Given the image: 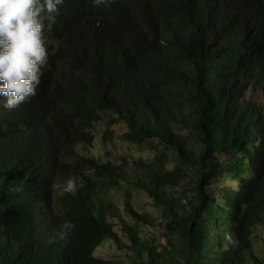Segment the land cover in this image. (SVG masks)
I'll return each mask as SVG.
<instances>
[{"label": "clouds", "instance_id": "9594fccd", "mask_svg": "<svg viewBox=\"0 0 264 264\" xmlns=\"http://www.w3.org/2000/svg\"><path fill=\"white\" fill-rule=\"evenodd\" d=\"M69 1V10H65ZM257 16H263L257 0H0V184L6 197L21 207L24 213H20L33 222L20 229L6 216L2 221L0 217V253L20 245L32 248L37 244L41 245L45 256H56L67 249L70 253L77 250L80 245L71 237L75 225L70 222L66 198L98 199L105 205L99 209L95 204L86 214L90 218H103L102 224H93L92 233L96 231L97 235L89 264H135L134 251L143 255V259L149 253L161 254L167 244L166 226L172 216L182 215L179 204L170 206L155 191L148 193L141 186L144 182L149 186L144 168L153 165L161 153L169 151L157 147L149 149L150 159L140 157L119 162H115L111 151L106 149L102 154H93L101 145L96 142L98 138L107 140L108 145L113 137L116 126L109 127L108 122L117 116L108 110H99V120H92L91 127L82 130L84 134L90 133L91 146L84 145L79 131L76 137L65 133L63 124L68 123L69 117L63 101L56 96L60 90L73 87L77 79L91 88L108 83L116 89L134 84L144 95L150 90L154 110L176 100L171 114L180 125L196 111V105H190V96L184 89L201 79L205 86L202 108L204 104L217 103L224 126L232 134L239 132L238 137L230 139L229 146L222 143L221 136L220 148H252L245 150V175L240 181L247 180L253 189L264 176V133L256 134L264 126V106L257 103L256 98H246V94L257 92L264 99L263 85L245 79L239 91L224 90L219 80L233 83L256 69L261 43L254 40V34H262L255 32L252 25ZM243 24H249V29ZM227 45L240 48L230 49L218 59L205 52ZM217 68H222L221 79ZM151 70L156 73L157 83L148 81ZM166 78L174 81L170 85L175 89L162 83ZM179 89L184 101L176 93ZM253 109L260 113L262 126L258 125L257 131L252 126L251 139L244 143L243 120ZM131 114L136 115L135 119L147 116L148 112ZM145 122L153 123V119ZM71 123L76 122L71 119ZM100 123L105 127L101 136L95 133ZM122 125L125 133V125ZM42 140L51 144L44 170L38 167L41 151L30 152L36 146L33 143H42ZM190 144L195 145V142ZM217 144L219 146L218 140ZM70 145H76V152L85 159L93 160L99 173L88 166H78L62 172L64 177H59L52 160L58 161L62 149ZM107 154L114 162L111 176H105L108 170L100 167L105 164ZM230 158L225 154L222 164ZM68 162L74 167L76 155L70 154ZM22 165V175L10 172ZM79 167L86 180L76 182ZM118 167L123 170L121 175L125 180ZM7 171L17 178L4 176ZM223 186L229 188L226 183ZM235 189L236 182L231 190ZM133 192L145 194L149 205L140 207L132 203L130 194ZM210 193L211 190L204 187L200 199L187 196L182 199L197 207L199 221L207 219L206 197ZM217 197L218 193L213 191L209 199ZM83 200L82 203L90 204ZM180 205L185 203L181 201ZM150 207L153 216L147 213ZM258 228L253 230L251 252L246 258L252 255L256 258L252 243ZM6 231L8 238L3 236ZM84 233L90 238L89 231ZM162 235L164 243L159 238ZM84 239L82 236L81 243ZM225 241L222 249L225 252L238 246L232 234L226 233ZM101 248H106L109 255H98L96 251ZM85 250L82 247L81 252ZM67 259V264H76L70 255Z\"/></svg>", "mask_w": 264, "mask_h": 264}, {"label": "trees", "instance_id": "16d2710c", "mask_svg": "<svg viewBox=\"0 0 264 264\" xmlns=\"http://www.w3.org/2000/svg\"><path fill=\"white\" fill-rule=\"evenodd\" d=\"M257 2L262 7L263 16H257L252 20L255 32L262 33L261 36L254 34V40L261 43L256 69L252 74L245 73V77L233 83L219 80L221 89L235 88L239 91L241 81L246 79L253 81L256 85H263L264 90V0H257ZM70 4L71 1L68 2L65 10H69ZM243 25L246 29L250 27L249 24ZM213 48L206 49L205 52L216 55V59H218V56L226 55L230 49H238L240 46L233 45L230 47L227 45ZM217 69L221 79L222 68ZM148 81L157 83L158 78L154 70L150 71ZM75 82L73 87L60 90L56 96L63 101V107L67 110V117H69L68 123L63 124L65 133H70L76 137L79 131L81 133L80 139H83L84 145L91 146L90 133L84 134L82 130L91 127L92 120H99L97 119L99 110H108L117 116L109 120L108 126L124 124L126 132L121 137L118 136V139L125 142L129 147L141 149L145 148V145L150 146L152 143L150 147L146 148L161 147L164 151H169L166 154L161 153L153 165L144 168L147 172L145 175L149 186L145 182L141 186L148 193L155 191L170 206L179 204V208L183 209L182 215L181 217L172 216L171 221L166 226L167 244L162 248L161 254L149 253L143 259V255L134 251L137 255L133 258L135 264H264V260H257L253 255L246 258L247 253L251 252L253 230L256 227L264 228V176L253 189L247 180L240 181L245 175V150L248 152L252 148L249 146L246 149L222 150L220 148L222 146L221 136L222 143L229 146L230 139L238 137L239 132L232 134L224 126L223 121L221 122V112L217 103L214 105L211 103L213 108L208 104H204L202 108L200 103L204 97L205 86L201 79L190 83L188 89H184L185 93L190 96L188 98L190 105H196L194 115L190 116L184 125H180L179 121L173 119L171 114L174 104L177 103L176 100L169 104L160 105L158 107L160 112H158V110L152 109L151 91L148 90V94L144 95L134 84L116 89L108 83L98 88H91L81 79H77ZM162 83L168 85L172 90L175 89L174 86L170 85L174 84V81L168 78ZM176 93L182 97V89ZM182 98L184 101V97ZM133 112L143 114L148 112V115L134 119L136 115L131 114ZM71 119L75 120L76 123L72 124ZM139 119L144 122H136ZM149 119H153V123L145 122ZM243 121V138L245 139L244 143H247L251 139H249L250 128L253 126L257 131L258 125L262 126V119L260 113H256L253 109ZM258 133H264V126L256 134ZM112 138L108 142L110 151ZM192 141L195 142L194 146L190 145ZM35 144L36 146H33L30 152L41 151L40 155L42 156L39 159L38 167L44 170L47 166L48 147L51 144L47 140H42V143H33V145ZM75 147L76 145L64 147L58 161L52 160L57 175L64 177L62 172L71 171L78 166H88L94 169L95 173H99L96 163L79 155ZM70 154L77 157L74 167L68 162ZM225 154L231 158L222 164V158L225 157ZM262 155L264 158V149ZM120 161H125V159ZM170 161H173L174 164L172 169L167 171L165 167L169 165ZM112 162L109 154H107L105 164L100 165V167H106L108 170L105 176L113 175L114 162ZM118 171L120 175L123 172L121 167H118ZM10 172L14 175H22L24 173L23 165L19 168H12ZM4 176L17 178L8 171L5 172ZM75 176L76 182L86 180L82 167H79ZM121 177L125 180L122 175ZM66 178L68 179L67 176ZM235 182L236 189L233 191L231 188ZM224 183L229 185V188H225ZM180 186L183 188L181 189ZM204 187L211 190V193L206 197L209 202L208 216L206 220L199 221L197 212H195L197 207H194L190 201L186 202L182 199L186 196L188 199L189 197L200 199L203 196L202 189ZM170 190L172 193H168ZM213 191L218 193L217 199H209L212 197ZM82 200L79 198L65 199L68 215L71 216L70 222L75 225L71 237L80 245L77 250L70 253L67 249V252L56 256H45L40 244L33 245L32 248L20 245L18 248H12L9 252L0 253V264H67L69 261L67 255L73 257L76 264H89L91 247H93L97 235L96 231L92 233V229L95 225L102 224L103 218L101 216L90 218L86 214L94 209L95 204L98 205L99 209H103L105 205L98 199H84L83 201H88L89 205L82 203ZM181 201L185 203L184 206L180 205ZM20 212L24 213V210L6 197L4 187L0 184L1 221L6 216L13 226H18L20 229L27 224H33ZM51 213L53 216V212ZM94 223L95 225H93ZM86 231H89L90 238L84 233ZM226 233L232 234L238 241V246L230 248L227 252L222 250L226 243ZM3 236L8 238V231ZM82 236L86 238L83 243H81ZM0 239L2 238L0 237ZM82 247L84 250L87 248L84 253L81 252Z\"/></svg>", "mask_w": 264, "mask_h": 264}, {"label": "rangeland", "instance_id": "374dc122", "mask_svg": "<svg viewBox=\"0 0 264 264\" xmlns=\"http://www.w3.org/2000/svg\"><path fill=\"white\" fill-rule=\"evenodd\" d=\"M246 98L250 99V100H254V98H256V102L259 104H262L264 106V99L262 98V96L257 93V92H248L246 94ZM105 123V119L102 121ZM104 123H100L99 126H97V128L95 129V133L98 135H102L103 131L105 129V127L103 126ZM114 133H113V138L114 140L111 143V157L112 159L117 162L120 161L122 159L131 161L132 158L133 159H138V158H145V159H150L152 157V152L146 148V147H150L152 145H145V148H141V149H136V148H131L129 147L125 142H122L120 139H118V136L121 137V135L123 134V125L120 124L116 127H114ZM107 140L103 141L102 138H98L96 140V142L101 143V145L95 149L92 153L93 154H102L103 150L106 149L108 150V152L110 151V146L107 145ZM146 143V144H148ZM191 146H194L193 144H190ZM159 149V147H158ZM91 155V153H90ZM174 162L170 161L169 162V166L167 167V170H171V166H173ZM13 181V179H11ZM148 200V197L141 192H133L130 194V201L132 203H134L137 206L140 207H146L149 205L148 202H146ZM147 213L151 214L153 216V210L150 208L147 209ZM153 218V217H152ZM163 232V231H162ZM160 241H162L164 243V235L159 236ZM253 253L256 256V258L258 260H264V230L258 228L255 233H254V237H253ZM96 253L100 256H108V252L106 250V248H101L98 249L96 251Z\"/></svg>", "mask_w": 264, "mask_h": 264}]
</instances>
